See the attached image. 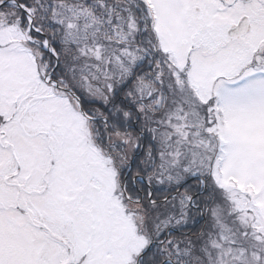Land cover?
Instances as JSON below:
<instances>
[{
    "label": "snow or ice",
    "instance_id": "6c2138e0",
    "mask_svg": "<svg viewBox=\"0 0 264 264\" xmlns=\"http://www.w3.org/2000/svg\"><path fill=\"white\" fill-rule=\"evenodd\" d=\"M0 264H264V0H0Z\"/></svg>",
    "mask_w": 264,
    "mask_h": 264
}]
</instances>
